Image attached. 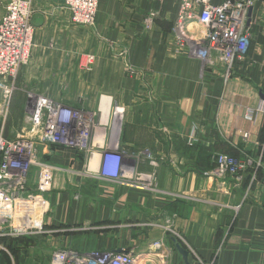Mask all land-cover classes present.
Wrapping results in <instances>:
<instances>
[{
	"label": "crops",
	"instance_id": "crops-1",
	"mask_svg": "<svg viewBox=\"0 0 264 264\" xmlns=\"http://www.w3.org/2000/svg\"><path fill=\"white\" fill-rule=\"evenodd\" d=\"M179 4L98 0L95 25L86 26L71 21L64 0H32L30 59L10 97L0 92L2 134L14 138L27 130V91L75 108L100 106L103 115L115 102L124 112L120 146L129 153L150 149L158 161L159 185L192 198L156 196L88 178L86 160L97 163V145L86 157L37 143L40 158L54 167L45 193L44 232L9 238L0 264H49L54 249L124 250L137 264H184L174 239L204 263L264 264V0H254L248 11L250 44L227 76L218 60L204 67L189 52V44L204 37L196 20L188 22V39L178 44L172 27ZM149 13L154 19L146 29ZM88 54L94 61L84 69ZM191 136L196 142L190 145ZM219 152L259 157L256 179L248 170L229 193L217 191L218 182L204 172ZM137 168L151 169L143 157ZM38 176L34 167L30 179ZM234 205H240L238 211ZM188 261L194 264L191 256Z\"/></svg>",
	"mask_w": 264,
	"mask_h": 264
},
{
	"label": "built area",
	"instance_id": "built-area-1",
	"mask_svg": "<svg viewBox=\"0 0 264 264\" xmlns=\"http://www.w3.org/2000/svg\"><path fill=\"white\" fill-rule=\"evenodd\" d=\"M253 4L254 0H222L218 4L211 3V0H180L172 31L181 45L188 39L185 33L188 22L196 20L204 30V37L190 43L189 52L204 67H213L218 60L224 65L227 76L237 62L244 60L249 47L251 34L245 20ZM64 6L70 11L73 23L95 25L98 0H64ZM31 13L32 0H8L0 18V92L4 99L10 97L19 70L30 59L34 33ZM153 19V13L144 17L146 29L151 27ZM93 61V55H86L81 62L82 68L90 69ZM26 99V131L7 138L2 134L0 125V251L7 250L3 238L34 237L44 232L47 211L45 193L51 188L54 167L40 158L37 143L71 149L86 157L92 156V150L97 145V163L90 164L89 159L86 160L88 178L134 187L156 196L190 197L159 185L156 172L158 161L150 149L129 153L120 146L121 107L111 106L103 115L100 106L95 110L75 108L32 91L26 92ZM262 109L258 107L257 110ZM0 115L5 117L4 111ZM246 118L251 119V115L247 114ZM242 135L247 138L248 133ZM96 136L98 142L93 141ZM187 142L191 145L196 139L191 136ZM139 157L147 161L150 170L137 168ZM212 161L213 167L204 175L216 180V190L225 193L237 187L248 170L252 179H256L261 166L259 157L240 158L223 152L216 153ZM34 167L39 169L36 181L30 179ZM228 178L231 181L228 182ZM261 182L264 184V177ZM239 207L234 205L231 208L238 211ZM154 246L160 248L161 243L155 242ZM188 253L194 264H210L204 263L193 249H188ZM49 264H137V261L124 250L80 253L54 249L50 253Z\"/></svg>",
	"mask_w": 264,
	"mask_h": 264
},
{
	"label": "water",
	"instance_id": "water-1",
	"mask_svg": "<svg viewBox=\"0 0 264 264\" xmlns=\"http://www.w3.org/2000/svg\"><path fill=\"white\" fill-rule=\"evenodd\" d=\"M174 239V238H173ZM175 248L177 251L181 254L184 264H190L188 261V249H186L181 243H179L177 240H175Z\"/></svg>",
	"mask_w": 264,
	"mask_h": 264
},
{
	"label": "rangeland",
	"instance_id": "rangeland-1",
	"mask_svg": "<svg viewBox=\"0 0 264 264\" xmlns=\"http://www.w3.org/2000/svg\"><path fill=\"white\" fill-rule=\"evenodd\" d=\"M3 1L4 0H0V14H1V12H2V10H3ZM111 106H112V108H113V106H117V107H121V108H123L121 105H119V104H117V103H111ZM108 108H109V106H108ZM119 114V113H118ZM123 114H124V112L123 111H121V114L120 115H122V120H123ZM120 115H119V117H120Z\"/></svg>",
	"mask_w": 264,
	"mask_h": 264
},
{
	"label": "trees",
	"instance_id": "trees-1",
	"mask_svg": "<svg viewBox=\"0 0 264 264\" xmlns=\"http://www.w3.org/2000/svg\"><path fill=\"white\" fill-rule=\"evenodd\" d=\"M2 241L4 242V243H6L7 244V241L9 242L10 241V239L8 238V239H2ZM7 246H8V244H7Z\"/></svg>",
	"mask_w": 264,
	"mask_h": 264
}]
</instances>
